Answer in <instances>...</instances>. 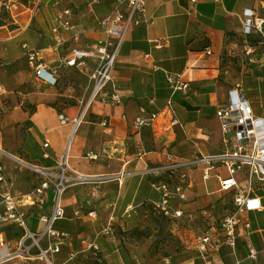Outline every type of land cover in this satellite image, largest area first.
Wrapping results in <instances>:
<instances>
[{"label":"crops","instance_id":"1","mask_svg":"<svg viewBox=\"0 0 264 264\" xmlns=\"http://www.w3.org/2000/svg\"><path fill=\"white\" fill-rule=\"evenodd\" d=\"M29 2L34 9L18 18L17 27L0 28V156L3 165L20 161L55 172L67 159L70 183L65 184L60 200L65 217L54 227L68 232L70 242L96 241L103 261L94 264H264V187L254 192L262 208L243 214L234 246L220 237L213 246L208 244L206 254L200 244L208 232L196 237L191 222H186L192 217L189 210L199 216L209 211L204 203L221 192L218 174L227 176L224 167H219L205 179V165L198 167L201 163L194 161L232 148L231 143H224L216 115L218 107L228 102L229 90L240 84L255 115L264 116L243 87L264 98V78L251 76L253 83H248V76L225 69L222 62L228 32L243 35V11L254 8L264 17L261 0H148L150 22L129 31L117 59L119 101H94L82 117L91 91L88 68L61 65L58 82L51 85L36 76L27 50H37L41 58L37 63L54 69L72 49L87 47L104 36L100 23L113 13L116 0ZM66 9L71 13L65 14ZM61 21L73 28H64ZM89 64L92 67L93 61ZM72 75L74 81L69 79ZM179 83L187 87L176 89ZM168 101L177 119L173 127L170 116H160L152 125L135 126L138 117L160 111ZM59 114L69 122L62 125ZM178 173H186L189 183L181 206L185 223L173 226L174 240L169 245L160 243L156 250L152 238L144 239L138 231L147 225L149 206L156 210L154 204L161 200L154 180H176ZM245 178L243 171L238 173L239 180ZM1 188H9L8 182ZM129 206L134 209L127 216ZM53 210L54 205L39 219L31 216L36 228L32 232L44 230L41 217ZM194 244L196 248L190 246ZM77 262L90 264L85 259Z\"/></svg>","mask_w":264,"mask_h":264},{"label":"built area","instance_id":"2","mask_svg":"<svg viewBox=\"0 0 264 264\" xmlns=\"http://www.w3.org/2000/svg\"><path fill=\"white\" fill-rule=\"evenodd\" d=\"M199 0H191L196 3ZM148 0H116V6L112 14L103 19L100 23L104 36L92 44L84 48H74L70 55L65 56L61 60V64L54 69H48L42 62L37 63L41 58L39 52L34 49L27 50V57L31 64H35L36 76L51 84L56 85L58 78V69L61 65L77 67L81 70L88 68V78L91 82V91L89 98L82 110L81 117L84 116L94 101H100L103 104H111L119 101L120 96L117 92V79L115 75V66L121 50V47L127 37L129 31L136 26L148 24L150 22L147 17ZM261 6H264V0H261ZM65 14H70V9L64 10ZM264 17L259 15L254 8H246L243 11V35L250 36L255 30H262ZM60 25L64 28H73L68 21H61ZM56 31V30H55ZM27 47V45H25ZM251 51V50H250ZM93 66L90 67V62ZM170 82L174 80L172 75L168 76ZM179 82V81H178ZM177 83V82H176ZM187 84H176V89L186 88ZM0 87V92H1ZM229 100L226 104L218 107L216 115L219 118L222 130L224 132V143L232 144L231 149L216 155L202 156L199 160L194 161L202 163L204 167V178L208 179L213 170L224 167L227 176L223 177L218 174L221 191L234 192V212L232 216L226 219L222 224L224 239L231 245H235L236 227L242 221L243 214L260 210L262 202L259 196L254 194L257 187H264V116H256L253 112L244 90L240 84L231 88L228 92ZM160 116H170L169 125L173 127L177 123V119L172 116L171 101L158 112L149 114L148 117H138L135 126L140 128L145 125H152ZM60 123L66 124L69 118L64 114H59ZM49 145L47 141L45 147ZM47 156V154H45ZM62 174H59L60 182L56 184L54 196V210L50 215L42 216L41 220L45 223L44 230L40 232L28 231L27 236L31 238L46 237L58 238V242L50 241L46 248H41V255L48 257L50 253H59L60 245L63 240L70 238L69 233L57 230L54 226L56 222L65 217V209L61 204V196L65 189V182L69 179L66 176L69 165L67 159L62 163ZM173 166H166L167 169ZM35 169L51 174L46 171L47 168L35 167ZM243 171L245 179L239 180L238 173ZM186 173L176 174L175 179L160 178L152 183L156 190L161 194V200L156 202L155 208L164 216L180 219L184 217L182 209L183 201L188 197L187 190L189 183L187 182ZM257 180L258 183H254ZM7 183L3 173V167L0 165V187ZM49 189L48 182H44L37 192L46 194ZM42 198H39L42 201ZM133 207L129 206L126 215L130 216ZM89 216L96 218L94 212H90ZM7 222L13 223L14 226L20 225L26 228L25 214L20 208V202L12 193L10 188L0 190V246L5 243L3 230ZM222 237V238H223ZM220 237L215 239L219 242ZM210 241L209 236L202 239V248H206ZM82 251H86L92 255L97 263H102L103 256L100 245L94 240H84ZM77 255L76 252L70 250L69 259H73ZM254 256V254H253ZM50 264H54L50 261Z\"/></svg>","mask_w":264,"mask_h":264},{"label":"rangeland","instance_id":"3","mask_svg":"<svg viewBox=\"0 0 264 264\" xmlns=\"http://www.w3.org/2000/svg\"><path fill=\"white\" fill-rule=\"evenodd\" d=\"M33 9L34 5L29 2V0H0V23L2 24L0 28L3 26L9 29L17 27L19 25V22H17L18 18L24 13H30ZM260 11L261 14L264 15V6ZM262 30L264 32V27ZM226 45L222 61L225 69L242 72L244 75L248 76V83L251 84L253 83V81H250L251 76L252 78H264V35L260 30H257L252 36H243L232 30L227 34ZM249 47L251 53L248 52ZM69 79L70 81L75 80L73 75ZM240 80L242 81V79ZM243 87L256 111L259 113L263 112L264 98L259 96L258 93L249 86H244L243 84ZM51 105L55 107L57 102ZM197 160H199V158ZM4 163L5 161L0 156V164L3 165ZM201 165L202 163L199 164L198 167ZM3 166L5 168L8 186L20 202V208L25 214V219L28 217V227L24 228L20 225L14 226L13 223L7 222L3 230L5 243L0 246V264H50V261L54 264H78L77 261L79 259L88 260L90 264L91 262L92 264L95 262L97 263L90 253L82 251L83 242L81 243V241L76 243L73 241L70 242V238L68 240L64 239L63 243L60 245L61 250L59 253H50L48 257H45L41 255L40 247L46 248L50 241L56 243L59 239L54 237L40 239L39 237L31 238L27 236L29 230H36V228L33 227L34 220L31 216H35L39 219L43 212L53 207L54 201L51 202L46 198L50 192L55 196L56 184L60 182V177L58 175L63 172L62 167L56 172L46 170L51 174H45L35 169V167L20 161H10V163ZM189 167L190 166H187L186 168L189 170ZM222 171L225 174L227 173L224 168ZM196 173L201 176V171L197 170ZM46 181L49 184V189L46 191V194L41 195L36 190ZM68 183L70 182H65V184ZM2 189L3 188L0 190ZM41 197L45 198L43 202L39 200ZM204 204L208 207L209 211L199 216L189 210L192 217H188L186 222H191L196 237L203 236L208 232L205 236L210 237L209 243L213 246L217 242L212 240L211 234H214L213 237H215V239H217V237H223L226 231L223 230L222 224L226 219L232 216L234 212V192L221 191L219 197ZM30 207H32V209L28 212ZM148 209L150 216L147 225L138 232L144 239L152 238V246L154 249L159 250L160 243L166 241L168 245L171 244V241L175 238V233L172 231L173 226H184L185 218L174 219L166 217L158 209L155 210L153 206H149ZM209 232L211 233L209 234ZM162 234L166 235L161 239L160 235ZM76 244L79 245L77 246ZM208 244L204 249L200 244L201 250L205 251L206 254L208 253ZM190 246H195L196 248L195 244ZM71 248L77 253L73 259H69ZM195 248H192V250L196 251Z\"/></svg>","mask_w":264,"mask_h":264},{"label":"trees","instance_id":"4","mask_svg":"<svg viewBox=\"0 0 264 264\" xmlns=\"http://www.w3.org/2000/svg\"><path fill=\"white\" fill-rule=\"evenodd\" d=\"M0 25H2V24L0 23ZM52 198H53V193L50 192V193H49V199L52 200Z\"/></svg>","mask_w":264,"mask_h":264},{"label":"bare ground","instance_id":"5","mask_svg":"<svg viewBox=\"0 0 264 264\" xmlns=\"http://www.w3.org/2000/svg\"><path fill=\"white\" fill-rule=\"evenodd\" d=\"M6 254H7V253H6ZM5 256H6V255H5ZM5 256H4V257H5ZM8 256H9V255H8ZM13 256H15V255H13ZM11 257H12V256H11ZM9 258H10V257H9Z\"/></svg>","mask_w":264,"mask_h":264}]
</instances>
